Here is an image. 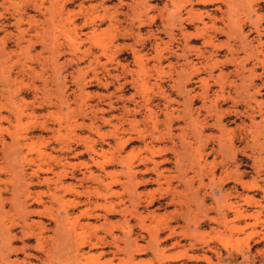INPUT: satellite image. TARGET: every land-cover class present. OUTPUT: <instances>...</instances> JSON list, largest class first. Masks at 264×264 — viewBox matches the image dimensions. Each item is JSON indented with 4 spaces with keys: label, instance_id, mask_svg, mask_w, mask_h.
<instances>
[{
    "label": "rangeland",
    "instance_id": "obj_1",
    "mask_svg": "<svg viewBox=\"0 0 264 264\" xmlns=\"http://www.w3.org/2000/svg\"><path fill=\"white\" fill-rule=\"evenodd\" d=\"M81 3L94 8L86 12ZM234 3L238 18L245 19L246 38L225 30L217 34L212 60L218 64L209 76L201 62L213 48L194 35L202 23L186 12L202 10L198 5L186 4L181 18L169 20L173 3L168 0H0V264H264V73L252 56L244 60L242 73L233 72L234 57L246 58L255 50L264 55V23L260 42L252 24L264 8L247 7L245 0ZM219 15H204L203 22L209 25ZM252 64L258 67L247 92L243 85L253 77ZM194 65L200 71L185 88L194 96L188 104L184 94L178 95L179 86ZM219 70L228 76L227 88L211 106ZM202 77L208 79L207 94ZM234 83L242 85L237 92ZM166 97L172 100L173 135ZM197 117H206L202 142L190 126ZM159 131L163 139L144 146ZM173 143L178 150L184 145L180 166L171 161L153 170L151 162L140 163L151 155L173 160ZM196 148L201 183L190 169ZM159 170L168 175L166 181L157 177ZM112 174L119 182L106 190ZM110 203L116 215H106ZM21 205L35 212L28 223L42 222L25 231L42 233L39 243L22 235ZM233 206L246 207L248 216L236 218ZM86 208L91 218L81 215ZM106 222L117 225L113 235L120 237L119 251ZM171 230L175 235L166 238Z\"/></svg>",
    "mask_w": 264,
    "mask_h": 264
},
{
    "label": "bare ground",
    "instance_id": "obj_2",
    "mask_svg": "<svg viewBox=\"0 0 264 264\" xmlns=\"http://www.w3.org/2000/svg\"><path fill=\"white\" fill-rule=\"evenodd\" d=\"M148 1V0H147ZM168 1H170L171 3H173V7L170 9L171 11H168L167 12V14H166V19L168 18L169 20H173L174 18H181V13L180 12H182L181 11V9H183L184 7H185V5L186 4H190L191 5V7L193 6V5H198V6H200V7H202V10L200 9V11H198V12H192V9L190 8V9H188L186 12H187V14L189 15V16H194V18L197 20V21H199V22H201L202 23V26H195L194 27V29H195V33H194V35L195 36H198V37H202L203 38V44L204 45H209L210 47H212L213 48V51H210L209 52V54H207L208 56H206V58H205V60L206 61H204V62H201V65H204L205 66V64H207L208 65V75L209 76H211V74H212V68L213 67H216L217 66V64H218V61H213L212 60V54L214 53V50L216 49L215 48V45H214V38L217 36V34L218 33H224V30H225V32L229 35V36H236V37H238L239 39H243V38H246L245 36H243L242 35V32H241V28H242V24H241V22L243 21V20H245V19H243V20H241V19H239L238 18V15L236 14L237 13V5L234 3L235 1H237V3H239V2H242V1H244V0H234V2H233V0H168ZM246 1V3H247V7H252V5H255V6H258V8H264V0H245ZM33 2V1H32ZM176 2V3H175ZM145 3H147V2H145ZM166 3V2H165ZM245 3V2H244ZM82 4V3H81ZM36 5V4H35ZM167 6V4H165L164 5V7H166ZM223 6H225V8H223ZM81 8H84L85 9V11L86 12H89V10L90 9H92V8H94L93 6H84V4H82V6H81ZM167 8V7H166ZM254 8V7H253ZM252 8V9H253ZM169 9V8H168ZM185 9V8H184ZM183 9V10H184ZM252 9H250V11L252 12ZM257 9V8H256ZM66 10V9H65ZM59 11V10H58ZM165 11V10H164ZM163 12V11H162ZM213 12H218L220 15L218 16L219 18H217L216 16H213V18L211 19V23L208 25V23H206V22H203V16L204 15H206L207 17H209V16H211L212 15V13ZM238 12H239V10H238ZM241 12V11H240ZM250 12V13H251ZM242 13V12H241ZM240 13V14H241ZM247 13V12H246ZM186 14V13H185ZM85 15H87V14H85ZM161 15L163 16V14L161 13ZM160 15V16H161ZM257 16V15H256ZM245 17H246V15H245ZM171 18V19H170ZM186 18V17H185ZM251 17H249L248 16V19H249V21L251 22V19H250ZM162 19H164V18H162ZM247 19V20H248ZM161 20V19H160ZM159 20V21H160ZM254 20V19H253ZM178 21H180V20H178ZM187 21V20H186ZM189 21V20H188ZM187 21V22H188ZM217 21H222V24H223V26H217ZM255 21V20H254ZM92 22V21H91ZM166 22V21H165ZM168 22V21H167ZM171 23H172V21H170ZM175 22V21H174ZM182 22V24H183V21H181ZM89 23V22H88ZM161 23V22H160ZM164 23V22H163ZM260 23H264V15H261V13H260V15L259 16H257V19H256V21L255 22H252V24H253V27H254V29H255V32L257 33L256 35H257V41L258 42H260V40H261V33H260V31H259V29L261 28L260 26ZM85 24V23H84ZM167 25H169V23L167 24ZM172 25V24H171ZM175 25V24H174ZM244 25V24H243ZM264 25V24H263ZM174 27V26H173ZM176 27V26H175ZM188 27V26H187ZM186 27V28H187ZM260 27V28H259ZM55 28V27H54ZM176 28H178V25H177V27ZM180 29V28H179ZM208 29H211L212 31V33H210V32H208ZM264 29V28H263ZM172 31V30H171ZM170 31V32H171ZM251 31H252V29H251ZM173 32V31H172ZM174 33V32H173ZM172 33V34H173ZM183 33V32H182ZM181 32H180V34H182ZM192 33V32H191ZM225 33V34H226ZM166 34H168V33H166ZM171 34V33H170ZM205 34H207V38L205 37ZM175 35V34H174ZM184 36H186V34L184 35ZM156 37V36H155ZM173 37V36H172ZM191 37V36H190ZM235 37V38H236ZM185 38H187V37H185ZM155 39V38H154ZM184 38H182V40H183ZM230 39V38H229ZM228 39V40H229ZM233 39V38H232ZM157 40V39H156ZM185 40V39H184ZM187 40V39H186ZM202 40V39H201ZM235 40V39H234ZM178 41V40H177ZM188 41V40H187ZM237 41V40H236ZM181 42V41H180ZM230 42V41H229ZM234 42V41H233ZM239 42V41H238ZM169 43V42H168ZM231 43V42H230ZM247 43V42H246ZM170 44H171V41H170ZM188 44V43H187ZM223 44V43H222ZM226 44V43H225ZM238 44V43H237ZM242 44H243V42H242ZM241 44V46H245V45H242ZM260 44V43H259ZM259 44H257V45H259ZM158 45V44H157ZM233 45V44H232ZM263 44H260V46H262ZM204 47V46H203ZM206 47V46H205ZM224 47H226V45L224 46ZM229 47V46H228ZM230 47H232V46H230ZM250 47V46H249ZM248 47V48H249ZM181 48V47H180ZM242 48V47H241ZM191 49V48H190ZM233 48H231V49H229L230 50V53H231V56L232 57H234L233 56V54H234V52H236V51H234L233 52V50H232ZM236 49V48H235ZM234 49V50H235ZM240 49V48H239ZM243 49V48H242ZM258 49V48H257ZM169 50V49H168ZM172 50V49H171ZM188 50V49H187ZM200 50H202V49H200ZM205 50V49H204ZM181 51V50H180ZM199 51V50H198ZM244 51V50H243ZM251 51H253V50H251ZM176 52H178V51H176ZM233 52V53H232ZM170 53V52H169ZM187 53V52H186ZM201 53V52H200ZM229 53V54H230ZM245 53V52H244ZM164 54H166V53H164ZM181 54H183V53H181ZM203 55V54H202ZM206 55V54H205ZM237 55V54H236ZM239 55V54H238ZM199 56V55H198ZM197 56V57H198ZM201 56V55H200ZM199 56V57H200ZM204 56V55H203ZM250 56H252V57H254V61H256V62H259L260 64H262L261 66H262V71H263V73H264V55H263V57H260V56H262V50H255V52H252V53H250V54H246V58H245V56L244 57H241L239 60H237V58H233L234 59V63L236 64V66H235V68L233 69V72L234 73H236V74H240V73H242V71L246 68L245 67V65H244V60L245 59H247V57H250ZM182 57H184V56H182ZM229 57V56H228ZM240 57V56H239ZM160 58H162V56H160ZM180 58V57H179ZM230 58V57H229ZM112 59V58H111ZM114 59V58H113ZM166 59V58H165ZM199 59V58H198ZM216 59V58H215ZM225 59V58H224ZM227 60V59H226ZM226 60H224V61H226ZM178 61V60H177ZM187 61H189V59L187 60ZM231 61L232 60H230V63H231ZM247 61V60H246ZM180 62V61H179ZM184 62V61H183ZM210 62V63H209ZM189 63V62H188ZM229 63V62H228ZM220 64V63H219ZM223 64V63H222ZM191 65V64H190ZM199 65V64H198ZM253 65V64H252ZM181 66V65H180ZM176 67V66H175ZM258 67V65L256 66V65H253L250 69H249V72H250V75L251 76H253L252 78H251V80H250V82H248L247 83V85H243V88H245L246 89V91L248 92L249 91V89H250V87L253 85L252 83H253V78H254V76H255V70H256V68ZM172 68H174V67H172ZM177 69V68H176ZM185 69V68H184ZM190 69V68H189ZM192 70H190V72L189 73H187V75H188V77H187V79H186V77H184V76H181L180 74H179V76H181L182 78L184 77L185 79H186V81L185 82H183L182 81V83L180 84V90H179V94L178 95H182V94H184V96H183V98H184V103L186 102V101H188V102H190V103H188V104H192V101H194V96H192V95H190V93L187 91V90H185V88H186V86L188 85V84H190L191 82H190V79L192 78V74L193 75H199L198 73H199V67H195V65L194 66H192V68H191ZM201 69V68H200ZM178 70V69H177ZM180 71V70H179ZM206 71V70H205ZM220 71V70H219ZM180 72H183V70L182 71H180ZM234 73H233V75H234ZM174 74V73H173ZM183 74V73H182ZM227 74V73H226ZM228 74H230V73H228ZM207 75V76H208ZM213 75V74H212ZM224 74H223V72H222V74H221V71H220V73L219 74H217V77L220 79V82H218L219 83V86H218V91H215V92H213L214 93V96H213V98L211 99V102H212V105L211 106H214L216 103H217V101L219 100V98H221V97H223L224 96V91H225V89L227 88V80L226 79H228L227 77L228 76H226V77H224L223 76ZM261 75V74H260ZM186 76V75H185ZM208 76V77H209ZM242 76V75H241ZM197 77V76H196ZM214 77V76H213ZM216 77V78H217ZM238 77V76H237ZM247 77H249V76H247ZM211 78V77H210ZM197 79H199V78H197ZM242 79V78H241ZM249 79V78H248ZM173 80V79H172ZM207 80L208 79H205L204 77H202L201 79H200V81H201V83H202V93H205V94H207V92H208V85H207ZM243 80H245V79H243ZM242 80V81H243ZM176 81V80H175ZM180 81V80H179ZM217 81V80H216ZM242 81L240 82V83H242ZM231 82L233 83V81L231 80ZM231 82L229 81V83H228V85L229 84H231ZM245 82V81H244ZM243 82V83H244ZM171 85V84H170ZM218 85V84H217ZM263 85H264V81H263ZM173 86H176V87H178V84H176V85H173ZM241 87H242V85H240ZM259 86V85H258ZM157 87V86H156ZM241 87H239V84H237V83H234L233 84V89H234V91L235 92H237V91H239L240 89L239 88H241ZM189 88V87H188ZM229 88V87H228ZM172 89V88H171ZM175 89H177V88H175ZM174 89V90H175ZM232 89V90H233ZM244 89V90H245ZM253 89V88H252ZM161 90V89H160ZM184 92H183V91ZM201 90V89H200ZM233 91V92H234ZM243 91V90H242ZM246 91H244L245 93H247ZM257 91L258 90H256V92L255 93H257ZM161 92V91H160ZM162 93V92H161ZM193 93V92H192ZM201 93V92H200ZM166 94V93H165ZM196 95H197V93H195ZM194 94V95H195ZM205 94L204 95H202V94H200V95H202V98L204 99H207L206 98V96H205ZM226 94V93H225ZM244 94V93H243ZM172 95V94H171ZM195 95V96H196ZM199 95V96H200ZM246 95V94H245ZM251 95V94H250ZM177 96V95H176ZM242 96H244V95H242ZM247 96V95H246ZM253 96H255V95H253ZM170 97V96H169ZM168 97V98H169ZM225 97V96H224ZM233 97V96H232ZM250 97V96H249ZM167 97H166V105H164L165 106V108H166V113H165V115L168 117L167 119H168V133H169V135L170 134H172L173 135V133H171L172 131H171V126L173 125V123H175V122H173V117H171V116H173V111L172 110H170L169 108H171V102H172V100L170 99H168ZM182 98V99H183ZM209 98V97H208ZM230 98H231V96H230ZM173 99V98H172ZM177 99V98H176ZM198 99V98H197ZM243 99V98H242ZM201 100V99H200ZM227 100V99H226ZM231 100H233V99H231ZM251 100V99H250ZM164 101V100H163ZM173 101H175V100H173ZM177 101V100H176ZM176 101L174 102V103H176ZM239 101V100H238ZM210 102V101H209ZM208 102V103H209ZM180 103H181V100H180ZM184 103H183V107H184ZM207 103V102H206ZM248 103V102H247ZM164 104V103H163ZM173 104V103H172ZM203 104H205V102L203 101ZM181 105V104H180ZM232 105H233V101H232ZM264 105V104H263ZM199 106V105H198ZM201 106H202V103H201ZM206 107H207V105H205ZM182 107V108H183ZM187 109H189L188 107H186ZM195 108V107H194ZM198 108V107H197ZM200 108V107H199ZM201 108H203V106L201 107ZM175 109H177V108H175ZM183 109H185V108H183ZM211 109V108H210ZM228 109H230V108H228ZM182 110V109H181ZM199 110V109H198ZM206 110H208L207 108H206ZM225 110H226V108H225ZM176 111V110H175ZM179 111V110H178ZM194 111V110H193ZM200 111V110H199ZM209 111V110H208ZM177 112V111H176ZM185 112H188L187 110L185 111ZM202 112V111H201ZM230 112V111H229ZM233 112H235V111H233ZM151 113V112H150ZM189 113V112H188ZM193 113V112H192ZM225 113V112H224ZM228 113V112H227ZM226 113V114H227ZM186 114V113H185ZM183 115V114H179L180 116H187V115ZM197 114V113H196ZM203 114V113H202ZM206 114V113H205ZM215 114V113H214ZM214 114H212V115H214ZM235 114V113H234ZM189 115V114H188ZM217 115V114H216ZM223 115V114H222ZM245 115V114H244ZM204 116V115H203ZM224 116V115H223ZM246 116H248V113L246 114ZM188 117V116H187ZM193 117H196V116H193ZM213 117V116H212ZM250 118H251V116H249ZM248 117V118H249ZM185 118V117H184ZM183 118V119H184ZM200 118V117H199ZM134 119V121L136 120L135 118H133ZM166 119V120H167ZM188 119H190V117L188 118ZM192 119V118H191ZM190 119V120H191ZM206 117H201V119H198V117L197 118H195V119H193L194 121H192V125H190V124H188L187 123V121L185 122V124L187 123L188 124V126L190 125V126H193V129L191 130L192 131V133L194 134V136H195V138H196V140H199L198 142H202V140L204 139L203 138V130L205 129V125L207 124L206 123ZM208 119V118H207ZM178 120V119H177ZM187 120V119H186ZM205 120V121H204ZM214 120H216V118L214 119ZM217 121L218 122H216V123H219L220 122V120H218L217 119ZM173 122V123H172ZM188 122H191V121H188ZM214 122V121H213ZM212 124V123H211ZM215 124V123H214ZM240 124V123H239ZM251 124V123H250ZM178 125V124H177ZM213 125V124H212ZM187 126V127H188ZM219 126H221V125H219ZM178 127V126H177ZM181 127H183L182 125H181ZM212 127V126H211ZM189 128V127H188ZM192 128V127H191ZM219 128V127H218ZM243 128V127H242ZM175 129V128H174ZM187 129V128H186ZM224 129V128H223ZM241 129V128H240ZM245 129V128H244ZM182 130V129H181ZM243 130V129H242ZM184 131V130H183ZM194 131V132H193ZM224 131H226V130H224ZM223 130L222 131H220V132H224ZM227 132V131H226ZM229 132V131H228ZM241 132V131H240ZM165 133V132H164ZM187 133V132H186ZM161 134H163V132L161 133L160 131H159V136L158 137H155L152 133L150 134L151 136V139L149 140V142L147 143V144H145L144 146H148V147H154L155 146V142L156 141H159L162 137H161ZM230 134V133H229ZM243 134H245V133H243ZM205 135V134H204ZM232 135V134H231ZM245 135H247V133L245 134ZM143 136V135H142ZM184 136V135H183ZM186 136V135H185ZM235 136V135H234ZM233 136V137H234ZM130 137V136H129ZM128 137V138H129ZM145 137H146V135H145ZM161 137V138H160ZM176 137V136H175ZM178 137H180V136H178ZM219 137V136H218ZM131 139H132V137H130ZM135 138V137H134ZM185 137H183L182 139L183 140H185L184 139ZM194 138V139H195ZM203 138V139H202ZM206 138V137H205ZM246 138H247V136H246ZM163 139V138H162ZM172 139V138H171ZM187 139V138H186ZM202 139V140H201ZM230 139V141L232 140V138H229ZM229 139H227V141L229 140ZM243 139V138H242ZM143 140H144V138H143ZM174 140V139H173ZM180 141H181V139H180ZM191 141V140H190ZM226 141V144L228 143ZM126 141H124V142H121L122 144H124ZM147 142V141H146ZM188 142H189V140H188ZM194 142H197V141H194ZM204 142H206L205 140H204ZM234 142V141H233ZM184 143V142H183ZM192 143V142H191ZM199 144H200V146H202L201 145V143H198L197 145H196V147L197 146H199ZM247 144V143H246ZM187 145V144H186ZM185 145V147H187ZM189 145V144H188ZM194 145V144H193ZM228 145V144H227ZM177 146H178V144H177ZM177 146H176V143H173L172 145H171V147H170V152H171V154H173V160H170V159H168V158H162V159H160L159 161H158V159L157 160H155V158L151 155V156H146V157H144V158H141L140 160H141V164H145V163H148V162H151L152 164H153V166L151 165V168L153 167V170L155 169V170H158L159 169V167H160V165H164V164H166V163H170L171 161L172 162H174L176 165H178V166H180V164H179V156L182 154H180V150H182L181 148H183V146L182 147H180V150H178L177 149ZM181 146V145H180ZM200 146L199 147H197V148H200ZM203 146H204V144H203ZM205 146H206V143H205ZM220 146H221V144H220ZM185 147H184V150H186L185 149ZM188 148V147H187ZM192 148V147H191ZM196 148V150H197V153L195 154V157H196V165L195 166H193L192 165V162H191V164L190 165H192L193 167H191L190 168V166H189V168L191 169V170H193L192 172L194 173V175H193V177L194 176H196L200 181H198L199 183H201L202 182V176L204 175V172H203V165H201V162H200V158H201V152H200V150L199 149H197ZM203 148V147H202ZM212 148V147H211ZM189 149V148H188ZM187 149V151L189 152L190 151V149L188 150ZM201 149V148H200ZM215 149V148H214ZM163 150V149H162ZM195 150V149H194ZM204 150V149H203ZM243 151V150H242ZM183 152V151H182ZM190 154H192V153H190ZM204 154V153H203ZM160 157H162V156H165V155H167L166 153L165 154H158ZM189 154H186V156H188ZM193 155V154H192ZM181 156H184V155H181ZM191 155H189V157H190ZM181 158V157H180ZM183 158H185V156L183 157ZM193 158V157H192ZM188 159V158H187ZM191 159V158H190ZM200 159V160H199ZM181 160H183L182 158H181ZM193 160V159H192ZM195 160V159H194ZM193 160V161H194ZM204 161V160H203ZM217 162V161H216ZM182 163V162H181ZM194 163V162H193ZM204 163V162H203ZM182 164H184V163H182ZM214 164V163H213ZM206 165V164H205ZM149 166V165H148ZM182 166V165H181ZM197 166V169H195V167ZM145 168V167H144ZM129 169L130 170H132V167L130 166L129 167ZM149 169V168H148ZM144 170V169H143ZM145 170H147V169H145ZM36 171V170H35ZM34 171V172H35ZM140 171V170H139ZM189 171V170H188ZM210 171V170H209ZM149 172V171H148ZM155 172V171H154ZM164 171H162V170H159L158 172H157V177H163V179L166 181L168 178V175H165V173H163ZM211 172H213V171H211ZM37 173V172H36ZM134 174L136 173V172H133ZM145 173V172H144ZM187 174V173H186ZM188 175V174H187ZM240 175V174H239ZM185 176V175H184ZM188 177V176H187ZM193 177H191L192 179H194ZM212 178V177H211ZM238 178H239V176H238ZM154 179V178H153ZM189 179V178H188ZM187 179V180H188ZM213 179V178H212ZM152 180V179H151ZM151 180H150V183H151ZM157 180H158V178H157ZM189 180H191V179H189ZM32 182V181H31ZM119 182V179H118V177H117V175L116 174H112V176L110 175V181L108 182V183H106V186H105V188H106V190H109V188L111 187V186H113V185H115V184H117ZM154 182V181H153ZM159 182V181H158ZM191 182H192V180H191ZM142 183V182H141ZM144 183V182H143ZM142 183V184H143ZM188 183V182H187ZM190 183V182H189ZM157 184V183H156ZM191 184V183H190ZM26 185V184H25ZM192 185V184H191ZM241 185H243V181L241 182ZM69 187L71 188L72 186H70L69 185ZM243 187V186H242ZM191 188V187H190ZM199 189V188H198ZM243 189V188H242ZM194 190V189H193ZM107 193V192H106ZM195 193V192H194ZM193 193V194H194ZM197 194H198V192H197ZM106 195V194H105ZM108 195V194H107ZM106 195V196H107ZM110 196V195H109ZM108 197V196H107ZM156 199V198H155ZM171 199V198H170ZM84 200H86V199H84ZM23 201V200H22ZM114 201V200H113ZM112 201V202H113ZM153 201V199H150V201L149 202H152ZM86 202H88V201H86ZM246 202H247V200H246ZM85 203V202H84ZM116 203V202H115ZM148 203V202H147ZM24 204H26V203H24ZM106 204V203H105ZM167 204V203H166ZM235 204V203H234ZM151 205V204H150ZM226 206H228V205H226ZM229 206H232V204H229ZM116 207V205L114 204V203H110V204H108L107 206H106V209L107 210H105L107 213H106V215L107 216H109V215H116L117 214V212H118V210L115 208ZM189 207V206H188ZM21 212L23 213V217H22V226L21 227H23V228H21V230H22V235L24 236V238L26 239V240H28V239H31V238H35V241L36 242H40L41 241V239H44V237L42 236V233H40V234H35L34 235V233H32V232H25L26 231V229H27V227H32V225H34L35 223H38V224H40V223H42V222H36V221H32V222H30V223H28L26 220H28V218H29V216H31V215H33V214H35V212H31V210L32 209H30V210H28V211H26L25 210V207L24 206H22L21 205ZM146 208H147V206H146ZM233 208H234V216L236 217V218H239V219H243V218H246L247 216H248V214H247V208L246 207H243V206H233ZM119 209V208H118ZM232 211V210H231ZM152 212V211H151ZM221 213V212H220ZM93 214V213H92ZM154 214V213H153ZM225 214V213H224ZM224 214H222V217L224 216ZM39 215V214H38ZM81 215H84V216H86V217H89V218H91V212L88 210V208H86L85 210H83L82 212H81ZM105 215V216H106ZM226 215V214H225ZM183 216V215H182ZM185 216V215H184ZM193 217V216H192ZM221 217V218H222ZM66 218V217H65ZM94 218V217H93ZM184 217H182V219H183ZM178 219V218H177ZM210 219H212V218H210ZM104 220H107V217H105V219ZM210 221V220H209ZM107 223V222H106ZM67 225V224H66ZM107 225H108V229H105V231L112 237V243L114 244L113 246H115V248H116V250H120V245L118 244V241L120 240V237H118L117 235L116 236H114L113 235V233H115L114 232V228H115V230L117 229V225L116 224H114V223H110V222H108L107 223ZM57 227H58V225H56ZM66 227V226H65ZM63 231H64V227H63ZM65 231L68 233V235H69V232H71V230L70 229H67V228H65ZM7 232L9 233V230H7ZM64 233V232H63ZM174 233V231H170L167 235H165L166 236V238H170V237H172V236H174L175 234H173ZM107 235V234H106ZM120 236V235H119ZM145 235H143V237H144ZM12 237L14 238L15 237V235H12ZM142 237V238H143ZM72 238V237H71ZM155 238H157V236L155 237ZM162 238V237H161ZM165 238V237H164ZM21 240V239H20ZM100 240H102V239H100ZM137 240V239H136ZM153 240V239H152ZM159 240V239H158ZM164 241V240H163ZM100 242V241H99ZM134 242H136V241H134ZM156 243H157V241H155ZM173 242V241H172ZM25 243V242H24ZM37 243V244H38ZM111 243V244H112ZM180 243V241H176L175 242V244L177 245V244H179ZM36 244V245H37ZM26 245V244H25ZM80 245H82V243H80L79 245H77V248H76V251L77 252H79L80 251V249H78V247L80 246ZM174 245V244H173ZM10 246H11V241H10V243H7V248H9L10 249ZM27 247V246H26ZM104 248V247H103ZM10 251V250H9ZM101 253H103L104 254V251H101ZM17 262V264H20V262H18V261H16ZM22 263H24L25 264V262H22ZM93 264H97V263H93Z\"/></svg>",
    "mask_w": 264,
    "mask_h": 264
}]
</instances>
